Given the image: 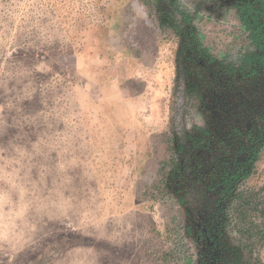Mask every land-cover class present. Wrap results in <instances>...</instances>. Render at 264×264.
<instances>
[{"label":"rangeland","instance_id":"rangeland-1","mask_svg":"<svg viewBox=\"0 0 264 264\" xmlns=\"http://www.w3.org/2000/svg\"><path fill=\"white\" fill-rule=\"evenodd\" d=\"M226 1L0 0V264L195 262L167 180L210 72L182 14L237 70L254 48ZM227 219L264 264V146Z\"/></svg>","mask_w":264,"mask_h":264},{"label":"flooded vegetation","instance_id":"flooded-vegetation-1","mask_svg":"<svg viewBox=\"0 0 264 264\" xmlns=\"http://www.w3.org/2000/svg\"><path fill=\"white\" fill-rule=\"evenodd\" d=\"M226 2L236 9L254 48L237 70L217 66L209 50L197 41L192 16L182 14L187 28L179 27L185 29L180 36L190 37L191 60L200 61V70L210 72V84L200 94L203 124H196L194 134L177 141L176 160L167 180L170 193L185 209L186 231L197 246L193 264H241L226 232L228 209L264 146V64L253 60L255 54H264L258 49L264 40L253 38L254 29L264 32V0ZM251 9L252 29L243 20H251Z\"/></svg>","mask_w":264,"mask_h":264},{"label":"trees","instance_id":"trees-1","mask_svg":"<svg viewBox=\"0 0 264 264\" xmlns=\"http://www.w3.org/2000/svg\"><path fill=\"white\" fill-rule=\"evenodd\" d=\"M248 16L251 17V20H249L247 17H245V19H243V20L248 25V27H250L252 29V9H251V11H250ZM255 20H257V19H255ZM255 24H256V22H255ZM253 38L255 39L256 42H260V41L264 40V32H262V30L260 28L254 29L253 30ZM258 49H259V51H262V50H264V46L263 45L258 46ZM253 60H258L259 63H261V64L263 63L264 64V54H262V55L255 54ZM260 151H258L256 153V156H255V161L256 162H257V159H258ZM249 176L250 175H247L246 178H248Z\"/></svg>","mask_w":264,"mask_h":264}]
</instances>
